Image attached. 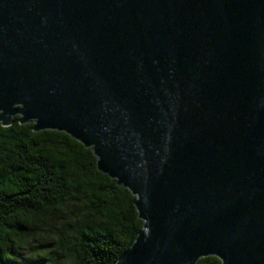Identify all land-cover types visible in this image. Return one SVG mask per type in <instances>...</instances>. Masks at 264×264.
<instances>
[{
  "label": "water",
  "instance_id": "obj_1",
  "mask_svg": "<svg viewBox=\"0 0 264 264\" xmlns=\"http://www.w3.org/2000/svg\"><path fill=\"white\" fill-rule=\"evenodd\" d=\"M15 117L135 197L115 264H264V0H0Z\"/></svg>",
  "mask_w": 264,
  "mask_h": 264
},
{
  "label": "trees",
  "instance_id": "obj_2",
  "mask_svg": "<svg viewBox=\"0 0 264 264\" xmlns=\"http://www.w3.org/2000/svg\"><path fill=\"white\" fill-rule=\"evenodd\" d=\"M18 120L0 124V264H115L143 225L135 197L91 149Z\"/></svg>",
  "mask_w": 264,
  "mask_h": 264
}]
</instances>
